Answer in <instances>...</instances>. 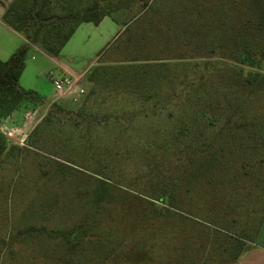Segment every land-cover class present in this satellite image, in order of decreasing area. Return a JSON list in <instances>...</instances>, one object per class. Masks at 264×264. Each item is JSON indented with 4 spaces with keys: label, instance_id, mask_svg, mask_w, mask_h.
<instances>
[{
    "label": "rangeland",
    "instance_id": "1",
    "mask_svg": "<svg viewBox=\"0 0 264 264\" xmlns=\"http://www.w3.org/2000/svg\"><path fill=\"white\" fill-rule=\"evenodd\" d=\"M50 1L62 14L115 6ZM120 1L121 19L139 6ZM227 1L150 0L114 38L110 19L81 26L56 60L28 47L19 85L44 101L0 121V264H229L262 223L264 243V86L244 80L264 62L240 63L261 33ZM2 25L4 61L11 37L14 51L25 42ZM57 61L95 101L57 96ZM183 76L196 79L175 95Z\"/></svg>",
    "mask_w": 264,
    "mask_h": 264
},
{
    "label": "trees",
    "instance_id": "2",
    "mask_svg": "<svg viewBox=\"0 0 264 264\" xmlns=\"http://www.w3.org/2000/svg\"><path fill=\"white\" fill-rule=\"evenodd\" d=\"M113 1L115 2V6L112 10L113 12L102 10L98 2L92 1L81 9H73L70 4L67 6L61 5L64 9H66V12L62 14L53 11L50 5V0H12L2 15V21L12 30L23 35L28 43H39L48 53L57 55L78 24L82 22H92L94 24H98L104 16H109L121 26V29L123 28L124 30L147 8L150 2V0H131L132 4H139L137 7L138 10L136 9V11H133L129 18L121 19L118 17L120 14L119 11L125 10L130 12L131 6L122 5L120 0ZM224 7L226 9V14H231L232 12L231 15L238 13L240 9H242L244 15L248 18L246 22L251 26L253 25V28L256 27V29L261 33L260 42L257 43L255 47L251 46L240 52V63L254 68L263 66L264 0H228L227 3L224 4ZM109 44L100 51L98 56L109 48L111 45ZM28 46L29 45L27 43L23 44L18 47L8 59L4 61L0 60V121L18 109L22 103L39 105L44 101L43 98L35 91L23 89L19 85V77L25 66ZM196 67L197 65L194 63V68ZM200 77L202 76L200 75L199 78ZM182 78L183 79H181L178 84L179 90L175 95L181 94L186 87L191 86L194 83V79H196V77H192V79L188 81L185 79L186 76H183ZM244 80L251 83L250 86L256 85V89L264 86V75L260 74L258 71L247 72ZM95 93L96 91L93 90L90 91L88 96L84 93L82 96L83 101L85 103L92 99L95 101L96 99L92 98L96 96ZM150 95V91L143 94L140 104H143L142 102H146ZM97 97L98 95L96 98ZM153 106L156 107V104L154 103ZM124 112L126 114L128 112L133 113L127 109L121 111L120 113L102 116L99 121L107 123L109 120L116 122L124 120ZM76 114L77 117L83 120L91 117L88 121H93L92 116L86 115L87 113H85V107L78 110ZM127 117L130 116L127 115ZM103 189V187L99 188L96 202L101 200V192ZM262 224L258 225L253 236H255L258 228ZM73 236L74 235H70L65 238L72 240ZM243 249L244 245L236 247L235 251L231 254V261L229 264H233L237 260Z\"/></svg>",
    "mask_w": 264,
    "mask_h": 264
},
{
    "label": "crops",
    "instance_id": "3",
    "mask_svg": "<svg viewBox=\"0 0 264 264\" xmlns=\"http://www.w3.org/2000/svg\"><path fill=\"white\" fill-rule=\"evenodd\" d=\"M12 0H0V23L3 24L2 26H5L3 28H7V30H9V32H11V34H13L14 36H22L23 39H24V44H28L29 46L28 47H33L35 49H39L43 52H45L48 56L52 57L53 59H57V57L60 56V53H61V50L62 48L65 46V44L70 40V38L74 35V33L79 29L81 28V26L85 25V24H89V23H92V22H82L80 24H78L76 26V28L74 29L73 33L71 34V36L69 37V39L66 41V43L63 45V47L61 48V50L59 51V53L57 55H53L51 53H48L46 50H44V48L39 44V43H28L26 38L21 35L20 33L12 30L10 27H8L6 24H4V22L2 21V15L6 9V7L11 3ZM107 19H110L114 22V20L109 17V16H104L100 22L98 24H95V25H100L102 24L103 22H105ZM94 24V23H92ZM116 26H117V30H116V33L115 35L113 36V38L117 35V33L121 30V26L116 23ZM16 41L15 39H13L11 37V40L6 42L5 43V48L3 50L6 49V51H10L8 53H13L14 49L17 47L15 44ZM109 43V42H108ZM108 43L106 45H108ZM106 45L104 47H106ZM104 47L102 49H104ZM8 49V50H7ZM100 49L96 56H95V59L96 57L98 56V54L100 53V51L102 50ZM7 53V52H6ZM94 59V60H95ZM57 65L59 66L61 72H62V75H66V76H72L74 78L77 79V82H80V78H81V73H79V71L77 70H74V68H72L71 66H69L68 64H64L63 62H60V61H57ZM25 67V66H24ZM23 71V70H22ZM22 73V72H21ZM21 76V75H20ZM20 79V77H19ZM79 84V83H78ZM67 98H63L61 100H66ZM69 100V99H68ZM52 102V101H51ZM50 102V103H51ZM262 229V226L260 227L259 231L256 233V236L255 238L249 242L247 245H244V249L242 250L241 254L239 255V257L237 258V260L233 263V264H264V243L262 242H258L257 239L259 238L260 236V232H261Z\"/></svg>",
    "mask_w": 264,
    "mask_h": 264
},
{
    "label": "built area",
    "instance_id": "4",
    "mask_svg": "<svg viewBox=\"0 0 264 264\" xmlns=\"http://www.w3.org/2000/svg\"><path fill=\"white\" fill-rule=\"evenodd\" d=\"M49 77L58 97H64L77 103L84 95L85 91L79 86L76 78L66 75L61 77L49 75Z\"/></svg>",
    "mask_w": 264,
    "mask_h": 264
}]
</instances>
